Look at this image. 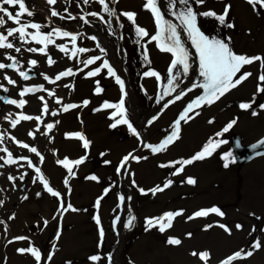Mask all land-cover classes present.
Wrapping results in <instances>:
<instances>
[{
    "label": "bare ground",
    "instance_id": "6f19581e",
    "mask_svg": "<svg viewBox=\"0 0 264 264\" xmlns=\"http://www.w3.org/2000/svg\"><path fill=\"white\" fill-rule=\"evenodd\" d=\"M25 2L34 15L21 17V23L42 25L41 33H52L54 43L48 44L45 52H40L44 44L36 43L31 35L35 30L28 28L26 31L29 34L23 39L9 37V41L14 43L13 49L0 51V63H15V68L0 70V97L4 98L0 99V137H3L0 149H8L17 160L12 165L0 160V221H6L5 224L0 223V246L6 240L7 233L17 234L20 229L37 231V227L29 226L32 221L50 219L57 213L61 215V212L63 221L61 234L53 242L55 256L50 261H45L44 249L38 246L39 243L44 247V232L41 231L36 232V237H31L36 244L28 239L18 241L16 237L7 241L6 257L0 263L37 264L31 253L18 251L21 248H36L41 252L40 264H106L103 249L105 245H116L112 241L113 237V240L121 239L120 245L115 248L117 253L113 264H123L119 254L125 250H128L125 254L135 264H205L199 257L204 252L209 253L207 264H224L233 256L232 252L238 251H242L243 258L232 260L231 264H264V146L257 147L261 154H255L250 159L239 156L234 150L238 148V142L252 146L264 140V107H261L264 105V91H258V87L264 88V82L259 80V76L264 74V68L260 62L245 65L236 78L244 72L252 75L219 100L211 105L194 106L186 120L180 121L179 139L174 140L165 150L153 153L151 148L144 147H158L172 135L175 122L187 105L204 95L203 88L194 87L204 82L200 75L199 54L178 18V13L185 6L178 0H175L174 6L170 0H157L163 20L176 27L181 44L188 52V72L183 73L182 65H178L179 72L173 69V75L177 76L176 91L165 96L163 93L167 86L169 68L175 57L171 52L161 50L162 44L171 43L168 40L169 33L164 31L161 34V28H166V25L158 27L152 12L143 7L145 0H105L116 15L104 12V5L99 0H89L88 4L83 0H57L55 5L48 4L47 0ZM189 3L198 13L197 26L209 39L224 40L238 55L264 57V8L260 5H256L254 10L247 0H205L203 5L189 0ZM226 6L229 8L226 22L233 24L232 28L220 25L215 17L199 15L209 10L222 14ZM9 10L15 12L10 7ZM53 10L60 15L52 16ZM63 10L82 19H73L68 23L60 18L65 17ZM122 13H135V24ZM118 21L123 25V33ZM9 27L16 28L19 25L7 21L5 28L0 31L6 34ZM137 27L145 29L148 35L138 36ZM56 29L82 34L88 29L95 39L84 41V37H76L73 42L71 36H57L54 31ZM153 36L159 39L152 40ZM60 46H64L66 51H61ZM15 47H19L20 51L16 52ZM32 48L37 51H29ZM80 48L86 51L79 52ZM98 48L104 51L100 52ZM145 50L150 63L144 59ZM9 56L13 59H9ZM49 57L55 63L49 64ZM95 57L100 59L93 64H85V61ZM107 59L116 75L123 80L124 92L114 76H110L103 67ZM30 60H36L37 64L33 66ZM69 68H73L71 71L80 68V72L61 77L60 82L53 84V87L46 86L45 76L53 78ZM96 68H100L96 76L87 75ZM21 71L30 78L24 80L20 76ZM148 71L157 72L160 79L145 76L144 73ZM5 77L14 80L15 84H9ZM37 85L43 86L40 92L20 95L26 88L35 90L34 86ZM97 88L101 89L99 93ZM181 93L186 94L180 100H175L176 95ZM41 96L44 97L43 101L39 99ZM9 99H23L26 103L20 108L6 103ZM121 99L124 100L125 110H130L131 105L135 134L123 123L111 127L121 119L119 109L105 108L104 104L118 105ZM45 102L48 104L46 113L43 108ZM242 103H249L252 107L241 109ZM67 105L77 107L65 112L63 109ZM19 111L23 115L40 116V120L21 121L12 128L11 121L18 119L15 114ZM52 112L57 115H51ZM232 121L236 123L229 132L223 133L224 127ZM49 123L54 125L51 130L46 127ZM5 129L8 131L5 132ZM13 131L17 132L15 140L14 134L8 141L4 139V135L12 134ZM138 131L141 135L137 134ZM30 132L33 135L30 136ZM76 133L82 134L89 141L88 148H84V142L73 135ZM19 141L37 148L44 158L43 162L35 153L25 150L30 157L28 160L33 158L32 161L38 164L49 186L63 196L53 197L48 193L37 179L38 174L26 166L28 160L16 155L24 151L19 148ZM209 141L214 144L216 141L227 143L215 147L212 154L203 160L194 161L190 165L182 164L184 160L203 151ZM229 150L235 153L233 156L236 162L229 163V167L225 168L222 157ZM7 155V152L0 151V157L5 160ZM127 155L133 156L118 171L121 160ZM65 158L70 162L83 160L79 165L69 164L74 175H69L68 169L58 163ZM231 159L229 157V161ZM181 167L184 170L174 174ZM9 176L14 179L10 180ZM21 176L23 179H20ZM91 176L97 179H89ZM188 178L196 182L188 184ZM65 180L68 181L67 185ZM168 180L172 181L171 186L153 194L154 188L163 187ZM106 189L108 192L105 195ZM121 195L125 197L123 204L119 200ZM101 197L97 208L96 202ZM57 198L66 207L61 209ZM68 204L75 211L67 209ZM212 207L219 208L224 215L209 213L207 216H195L196 212ZM177 211L182 214L176 216L172 227L164 232L159 231V225L149 227L146 224L147 219ZM97 215L99 225L95 219ZM132 216H135L133 228H125L124 225ZM237 225L241 227L237 228ZM108 226H111L110 230L106 229ZM101 227L104 232L102 244ZM118 228L125 229L123 231ZM169 238L179 239L181 243L169 244ZM256 241L261 243L259 249L252 247ZM249 251L253 254L245 256ZM94 255L99 256L100 260L92 261L90 257Z\"/></svg>",
    "mask_w": 264,
    "mask_h": 264
},
{
    "label": "snow or ice",
    "instance_id": "6c2138e0",
    "mask_svg": "<svg viewBox=\"0 0 264 264\" xmlns=\"http://www.w3.org/2000/svg\"><path fill=\"white\" fill-rule=\"evenodd\" d=\"M83 2L85 4L89 3V0H83ZM178 2L181 5H184L185 7L178 13V18L181 20V23L184 27V29L187 31L188 35L191 37L192 40V44L193 46L196 48L197 53L199 54V60H200V75L204 78V82L200 85H194V87H200L204 89V95L198 97L196 100H194L192 103L188 104L186 109L184 110V113L181 114L180 118L175 122V130L173 131L172 135L168 136L167 139H165L158 147H153L152 145H146V147L151 148V151L153 153H157V152H161L163 150L166 149V147L173 143L174 140L179 139V132H180V121L181 120H186V118L188 117V112L191 111L193 109V107H199L201 104H208L211 105L212 103H214L216 100H219L220 97H222L223 95H225L226 92L230 91L231 89L236 88L239 84L242 83V81H244L245 79H247L249 76L252 75V73L250 72H244L242 75H240L238 78L237 77V73H239L241 71V69L245 66V65H251L256 61L260 62V65L262 68H264V57L261 56H255V57H247L245 55H238L236 53H234L232 51V49L229 46V43H226L224 40L222 39H209V37L205 36L203 34V32L200 31V28L197 26V15L198 13L192 8L191 4L189 3V0H178ZM196 4L198 5H203L205 3V0H195ZM247 2L249 4H251L253 6V9L256 10V5H260L261 8H264V0H247ZM47 3L52 5V4H56L57 0H47ZM99 3H101L102 5H104V12L109 13V15H116L115 10L114 9H109L108 5L105 3V0H99ZM170 3L174 6L175 5V0H170ZM9 6L12 9H15V12L10 11ZM143 7L146 10H149L152 12L153 16L156 18V22L158 27L161 24L166 25V28H161V34L164 31H167L169 33L168 36V40L171 41L170 44H162L161 45V50L165 51V52H171L173 54V56L175 57V59H173L172 61V66L169 68V77L167 79V86L165 87L164 93L163 95H169L171 92H175L176 91V87L177 85L175 84V81L177 80V76L173 75V69H177V71L179 72L178 69V65H182V71L183 73H187L188 72V52L186 51V49L183 47V45L181 44L180 38L177 35V31H176V27L170 23H168L167 21L163 20V16L161 15V10L160 7L158 6V2L157 0H145V3L143 5ZM123 15H125L127 17V19L129 21H131L133 24H135V13H122ZM229 14V8L226 6L225 10L222 14H217L214 11H204L199 13V15L205 16V17H215L216 20L219 21L220 25L228 27V28H232L234 25L231 23H227L226 19L228 17ZM33 16L34 12L31 10L30 6H28L25 2V0H0V29H4L5 25L7 23V21H11L12 23L19 25V27L13 28V27H9L6 29V34H4L3 31H0V49H13L14 48V43L9 41V37H15L18 39H23L25 37V35L29 34L27 33V29L31 28L35 30L34 34H31L33 36V40L36 41V43H40V44H44V47L39 49L40 52H45V49L47 48L48 44H52L54 43L51 39V35L52 33H48V34H42L41 33V28L42 25L38 24V23H33V22H28V23H21V17L23 16ZM52 16H57L59 15V13H57L56 11H52L51 13ZM90 15H97L96 13H90ZM61 19H63L64 17L61 16ZM73 19H75V17H71ZM87 22V21H85ZM123 25H121L122 27ZM56 32L57 36H62V37H68L71 34L67 31H60L59 29L54 30ZM18 34V35H17ZM136 34L138 36H147L148 32L140 27L136 28ZM71 39L73 42H75L76 40V36L72 35ZM92 39H95V37H92ZM159 37L158 36H153L152 40H158ZM99 46V45H98ZM16 52L20 51L19 47H15L14 49ZM60 50L61 51H66V48L64 46H60ZM29 51H37V49L32 48L29 49ZM79 52H85L86 49L84 48H80L78 49ZM101 51H104L103 48H101ZM9 59H13V57L9 56ZM100 59V57H95L93 59H88L87 61H85L86 65H90L95 63L96 60ZM144 59L146 62L150 63V61H148V57H147V52L145 50V56ZM30 64H32L33 66H35L37 64L36 60H30L29 61ZM48 63L49 64H53L55 63V61H53L51 59V57L48 58ZM15 68V63L13 64H8L5 65L4 63H0V70L4 69V68ZM103 67L107 69V72L110 76H115L116 77V83L120 85V89L122 92H124V82L123 80H121V78L119 76L116 75L115 70L109 65L107 60H104L103 62ZM100 72V68H96L94 71L89 72L87 75L92 77V76H96L98 73ZM72 71L71 69L60 73L59 75H57L55 77V80H60L61 77H66V76H70L72 75ZM145 76H151V77H156L157 80L160 79V76L157 72L155 71H148L144 73ZM20 76L23 77L24 80H28L30 77L23 71L20 72ZM46 80L48 79L47 76L44 77ZM5 79H8V83L9 84H15V81L5 77ZM259 80L261 82H264V74H261L259 76ZM53 82V81H50ZM67 86V85H65ZM5 91H7V89H4ZM41 89H37V91H39ZM192 89H188V91H191ZM97 93H99L101 91L100 88L96 89ZM258 91H264V88H260L258 87ZM33 92L32 88H26L24 91H22L20 93L21 96H24L26 93H31ZM186 94V93H181V94H177L175 97V100H180L182 98V95ZM49 95H54V93H49ZM0 99H4L3 97H0ZM40 100H44V97L41 96L39 97ZM160 101L158 100L157 103H159ZM175 102V101H173ZM6 103L9 104H13V105H17L20 108H23L26 101L21 99L19 101L15 100V99H9L6 100ZM57 103H59V100H57ZM85 104L88 103V101H84ZM77 107L76 105H67L64 107L63 111L67 112L70 108H75ZM105 108H117L119 109L118 114L121 116L120 120H117L114 124L111 125V127L115 128L118 124H126L128 125V128L135 134L136 133V129L132 127V125L129 123L128 119L126 118V110L124 107V100L121 99L119 104H110V103H105L104 104ZM165 107H167V105H165ZM252 105L249 103H242L240 104V108L241 109H249L251 108ZM261 107H264V105H261ZM44 108V112L46 113L48 111V104L45 102L43 105ZM99 110V109H97ZM199 113H197L198 115ZM253 115H256L255 112L252 113ZM51 115L55 116L57 115L56 112H52ZM32 119H36V120H40V116L37 117H32L29 115H21L18 119L12 120L11 121V127L15 128L21 121H29ZM58 123V121H57ZM149 123H151V121H149ZM236 123V121H232L230 122L226 127H224L223 129V133H227L229 132V130L233 127V125ZM48 130L53 129L54 125L52 123H49L46 125ZM46 134V133H45ZM29 135H33V133H29ZM76 138L82 140L83 143V147L84 148H88L89 146V141H87L85 139V137L80 134V133H76L73 134ZM217 135H222V133H218ZM3 137H0V142H2ZM20 144L21 147L28 149L30 152L35 153L38 157H40V162H43V156L40 155V153L38 152L36 147H30L27 143H22V142H17ZM221 143H227V141H216L215 144L213 143V141H209L208 142V146H206L203 151L197 153L196 155H194L191 159H187L184 160L182 162L183 165H190L192 164L194 161H198V160H203L205 159L207 156H210L212 154V151L214 150L215 147H219V145ZM239 146V144L237 145ZM260 146H264V140L260 141L258 145H252V147L255 149L257 147ZM211 149V150H210ZM0 151H4L7 152V159L5 160L4 157H0V160H4V163L7 165H12V164H16L17 160L13 158V155L11 152L8 151V149L4 148V149H0ZM257 154H261V153H257ZM229 157H232L231 161H229ZM225 161L224 163V167L227 168L229 167V163H235L236 162V158L233 156L232 152H228L224 157H222ZM27 159V158H24ZM139 159V158H136ZM128 157H124V160L121 164V167H124V164L127 162ZM58 163L63 164V166L65 168L68 169V173L69 175H74L72 168L69 167V164H75V165H79L81 163H83V160H76L74 162H70L67 160V158H65L62 161H58ZM105 163H108L107 161ZM179 163V162H178ZM28 166L29 167H35L32 164L31 160H28ZM183 167H181L180 169L177 170L176 173L174 174H179L183 171ZM119 171V169H118ZM35 172L38 174L37 179L40 180V182L43 184L44 189L50 193L53 197H60V193L58 191H55L52 187L49 186L47 180L45 179V177L41 174V169L39 167H35ZM26 175V173H25ZM9 179H14L13 177L9 176ZM20 179H23V176L20 177ZM89 179L92 180H96L97 177L95 176H91L89 177ZM34 183L36 182L35 180L33 181ZM196 181L188 178L187 179V183L188 184H194ZM68 181L65 180V185H67ZM172 181L168 180L167 183L164 184L163 187H157L154 188L152 190L153 194H155V192L157 191H163L164 189L168 188L169 186H171ZM70 191V189H69ZM143 191V190H141ZM108 190H105V195L107 194ZM37 195H40V193H37ZM27 197H25L26 199ZM103 197L99 198L96 202V206L97 208L99 207L100 204V199H102ZM128 199H131V197H129ZM119 200L121 202V204H123L125 197L124 196H120ZM2 203V202H0ZM61 207H64L63 201H61ZM67 209H71L73 211H75L74 208H72L71 204L67 205ZM65 209V210H67ZM209 213H215L217 215L223 216V212L220 211L219 208L217 207H212L211 209L208 210H202V211H198L195 213V216L197 217H202V216H207L209 215ZM182 212L177 211L175 213L172 212H168L165 213L164 216L159 217V218H155V219H147L146 224L149 227H154L156 225H159V231L160 232H164L166 229L171 228L172 224H173V220L176 216L181 215ZM97 224H100V219L99 216L97 215L95 217ZM119 219V217H117V220ZM135 221V216H132L128 219L127 223L124 225L127 228H130L133 225V222ZM166 221V223H165ZM0 223H3L2 221H0ZM45 226L47 225V221L44 222ZM221 227H225L224 225H220ZM240 225H237V228H240ZM226 231H230L229 229H227L225 227ZM103 236H104V232H103V228H100V243H103ZM57 238H59V234L57 236ZM17 240H22V239H26V237H17ZM169 244L172 245H179L181 243V241L179 239H175V238H169V240L167 241ZM254 249H259L261 247V243L259 241H256L253 246ZM19 252L24 253V252H29L31 253V255L35 258V260L37 261V264H39V262L41 261V252L39 251V249L36 248H28V249H18ZM253 253L251 251L247 252L245 254V256H251ZM193 255H197V253H193ZM199 257L201 260L205 261V264H207V260L209 258V253L204 252V253H200ZM238 258H243L242 257V251H238L236 252L232 257H230L227 261L224 262V264H231L232 260H236ZM47 259L50 261L52 259V255L50 254ZM90 259L92 261H98L100 260L99 256H91ZM111 256L108 257L109 260V264H111Z\"/></svg>",
    "mask_w": 264,
    "mask_h": 264
},
{
    "label": "rangeland",
    "instance_id": "374dc122",
    "mask_svg": "<svg viewBox=\"0 0 264 264\" xmlns=\"http://www.w3.org/2000/svg\"><path fill=\"white\" fill-rule=\"evenodd\" d=\"M97 52L99 54V51H97ZM143 77H141V78L143 79ZM140 86H142V85H140ZM128 116H129L131 122H133L132 121V116L131 115H128ZM131 125L133 126L134 124L132 123ZM232 143L234 144V142H232ZM238 143H239V146H237L238 148H236V145H235L236 149H234V150L237 152V154L239 153V156H243L245 159H250V158H253L254 156H256L255 154H256L257 148L254 149L251 146V144H245V143H242V142H238ZM247 147H250L249 150H246ZM19 148H23V147H21L19 145ZM23 149H24V151L18 152L16 155L24 159V158H27V156H29V155H26V153H27V152H25L26 149L25 148H23ZM228 152H232V151L229 150L226 153H228ZM232 154H235V153L232 152ZM27 160H28V158H27ZM26 166L28 168H30V169L35 171V167H29L28 165H26ZM63 204H64V207H66V204L65 203H63ZM61 209H62V207H61ZM45 221H47V225L46 226H45V223H44ZM29 226H35L38 229H37V231H34L33 229H28V230L21 229L17 234H13V235H8L7 236V238L4 241V243L0 246V261H2V258L6 257L5 256V252H6L5 251L6 250L5 249V243L7 241H9L10 239H14L15 237L16 238L17 237H26V239L31 240V241H33L36 244V241H34L33 238H31V237H36L38 235L37 233L42 231V232H44V235H43V238H42L43 241H44V247L41 244H39V243H38V246L43 248L44 251H45V249L51 248L50 245L53 242H56L57 236L60 233L61 218H60L59 214L57 213L56 216H52V218H50V219H44V220H41V221H38V220L32 221V222H30ZM108 227H110V226H108ZM133 236H134V234H133ZM133 236L130 237L131 240H132ZM26 239H23V240H26ZM126 251H128V250H125V251L121 252L120 260L123 261V264H135L134 262H132V258L130 256H128V254H125ZM235 253L232 252V255H234ZM229 256H231V255H229ZM228 257H226V258H228ZM0 264H3V263L1 262Z\"/></svg>",
    "mask_w": 264,
    "mask_h": 264
}]
</instances>
